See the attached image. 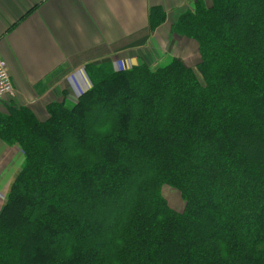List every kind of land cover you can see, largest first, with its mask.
<instances>
[{
    "label": "trees",
    "instance_id": "1",
    "mask_svg": "<svg viewBox=\"0 0 264 264\" xmlns=\"http://www.w3.org/2000/svg\"><path fill=\"white\" fill-rule=\"evenodd\" d=\"M166 19L152 7L149 31ZM171 34L199 44L195 67L89 65L47 121L0 113L24 155L0 264H264V0H193Z\"/></svg>",
    "mask_w": 264,
    "mask_h": 264
},
{
    "label": "crops",
    "instance_id": "2",
    "mask_svg": "<svg viewBox=\"0 0 264 264\" xmlns=\"http://www.w3.org/2000/svg\"><path fill=\"white\" fill-rule=\"evenodd\" d=\"M187 1L0 0V56L14 85L13 96L0 102V113L11 104L47 121L50 105L76 101L90 88L86 67L94 63L110 62L115 71L144 62L153 69L173 58L189 67L199 63L195 40L170 39L174 11ZM154 6H161L167 19L150 32ZM23 163L20 147L0 138V211Z\"/></svg>",
    "mask_w": 264,
    "mask_h": 264
},
{
    "label": "rangeland",
    "instance_id": "3",
    "mask_svg": "<svg viewBox=\"0 0 264 264\" xmlns=\"http://www.w3.org/2000/svg\"><path fill=\"white\" fill-rule=\"evenodd\" d=\"M186 5H185V7H182V8H180V9H178V10H176V11H174V15H173V19H177V17H178V15L181 13V12H183V11H185V9L187 8V7H191L192 5H193V0H188L186 3H185ZM178 39L179 40V38H181V37H178V36H172L171 35V37H170V39H171V42L172 43H174L173 41H172V39L175 41V39ZM182 39V38H181ZM192 41V40H191ZM176 43H178V41L176 40L175 41ZM167 61V60H166ZM198 61H199V59H198ZM170 62V61H169ZM168 62V63H169ZM200 62V61H199ZM168 63H166V64H168ZM186 65H188V63H186V62H184ZM100 64V65H99ZM116 64V63H115ZM161 64H164V63H161ZM166 64H164V65H166ZM198 64V63H197ZM197 64H193V65H197ZM93 65V67H95L94 69H93V71H95V69H96V67H100V66H103V67H106V70L107 71H109V70H111V67H112V65H111V63L110 62H104V63H98V64H96V63H94V64H92ZM190 65V64H189ZM193 65H190V66H192V67H195V66H193ZM92 71V72H93ZM88 75V74H87ZM91 87V86H90ZM88 90V89H87ZM86 90H84V92H85ZM82 94V93H81ZM78 96V95H77ZM76 96V98L75 99H77L78 97ZM67 105L68 106H71V105H73V103H75V101L74 100H67ZM94 118V120L95 119H97V117H93ZM18 146V145H17ZM21 149V148H20ZM163 196L165 197V199L168 201V203L171 205V207L173 208V209H175L176 211H182L183 209H184V206H185V203H184V201L181 199V195H180V193L178 192V191H176V190H174L173 188H171V187H168V186H165L164 188H163Z\"/></svg>",
    "mask_w": 264,
    "mask_h": 264
},
{
    "label": "built area",
    "instance_id": "4",
    "mask_svg": "<svg viewBox=\"0 0 264 264\" xmlns=\"http://www.w3.org/2000/svg\"><path fill=\"white\" fill-rule=\"evenodd\" d=\"M13 94L14 85L9 73L8 65L0 56V102L5 101L7 98L13 96Z\"/></svg>",
    "mask_w": 264,
    "mask_h": 264
}]
</instances>
